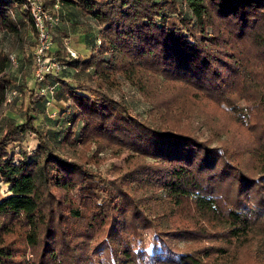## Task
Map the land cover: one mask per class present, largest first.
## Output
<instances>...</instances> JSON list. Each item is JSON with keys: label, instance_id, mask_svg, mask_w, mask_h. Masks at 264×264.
Returning a JSON list of instances; mask_svg holds the SVG:
<instances>
[{"label": "trees", "instance_id": "16d2710c", "mask_svg": "<svg viewBox=\"0 0 264 264\" xmlns=\"http://www.w3.org/2000/svg\"><path fill=\"white\" fill-rule=\"evenodd\" d=\"M42 2L96 34L70 81L0 116V264L264 263V0ZM27 28L24 0H0V33ZM9 66L0 47V108ZM121 83L144 118L109 94ZM24 134L35 147L14 151ZM102 149L125 153L114 179L89 166Z\"/></svg>", "mask_w": 264, "mask_h": 264}, {"label": "rangeland", "instance_id": "374dc122", "mask_svg": "<svg viewBox=\"0 0 264 264\" xmlns=\"http://www.w3.org/2000/svg\"><path fill=\"white\" fill-rule=\"evenodd\" d=\"M48 11L52 10L49 9ZM56 14L59 17V21L54 28H49L50 45L48 50L45 51L41 63L44 68H48L49 70H51V63H57L60 66L68 67L66 66L67 60L74 57L83 58L88 56L90 46L88 42L90 43L96 34V28L84 22L75 15L74 11L59 6V8H56ZM0 47L5 49L8 52V58L12 59L9 70L6 73L8 88H6L5 94H8L12 90L20 94L18 97H13L9 99V101L3 102L0 108V116L12 118L16 123H20L23 120V111L27 107L34 106L33 102L39 100L41 96H43L41 95L42 88L46 86L45 82L38 84L34 80V74L37 68L33 56L35 34L33 30L29 28L18 37L0 33ZM56 74L57 77L64 81H70L71 79L69 75L64 76L59 74V72ZM109 94L115 99L123 100L131 112L143 118L148 113L147 109L149 103L140 95L136 88L130 84L121 83L117 88L112 89ZM59 104V108L64 106L62 105L63 102ZM47 107L49 118H55L57 116V110L54 108V102ZM189 114L190 112L184 114L182 119L179 115V121L189 124V121L185 120ZM172 119H175V116H172ZM47 120L43 116H38L35 119V125L38 128L44 126L43 128L46 130H53V126H51ZM190 124L194 129L196 125H198L200 129L199 133L201 132L203 136H207L214 130L210 125L203 127V122L199 117L190 118ZM220 137H224V135L221 134ZM18 144L19 146L13 148L14 151L23 150L29 153L35 147L36 141L33 136L24 134ZM93 150L95 151V149L92 148L89 151L84 150L83 155L90 156ZM124 156L125 153L114 155L108 150L102 149L95 152L94 162H91L89 166L101 172L107 179H114L119 175ZM2 190V186H0V195ZM28 260V255L22 257L23 264H28Z\"/></svg>", "mask_w": 264, "mask_h": 264}, {"label": "built area", "instance_id": "2783aa9c", "mask_svg": "<svg viewBox=\"0 0 264 264\" xmlns=\"http://www.w3.org/2000/svg\"><path fill=\"white\" fill-rule=\"evenodd\" d=\"M57 4L54 3L51 6L52 11H48L49 9L43 6L42 0H24V8L26 9L28 16L31 20V25L35 34V48L33 52L34 61L37 66L35 71L34 80L37 83H42L46 76L56 77V73L63 70V66L59 64L51 63L50 69L44 68L42 63V57L46 50H48L50 45L49 38V28H53L58 22V16L56 14ZM54 11V12H53ZM72 55V54H71ZM9 65L11 64L12 59L8 58ZM52 93L51 87L42 88V94L44 93ZM20 94L15 90L10 91L8 94H5L4 102L9 101V99L13 97H18Z\"/></svg>", "mask_w": 264, "mask_h": 264}]
</instances>
